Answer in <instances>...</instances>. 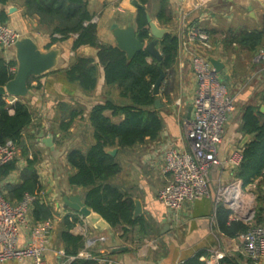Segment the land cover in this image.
I'll return each instance as SVG.
<instances>
[{
	"label": "trees",
	"instance_id": "16d2710c",
	"mask_svg": "<svg viewBox=\"0 0 264 264\" xmlns=\"http://www.w3.org/2000/svg\"><path fill=\"white\" fill-rule=\"evenodd\" d=\"M13 0H0V23L7 24L9 17L5 7ZM24 8V17L36 19L39 31L48 34L51 45L74 39L73 52L84 47L98 50L97 60L92 57L76 55L72 64L61 70L64 79L86 94L94 92L99 79V68L105 75V85L116 88L118 101L108 99L103 104L95 105L88 121L92 129L94 143L85 152L82 149H71L66 160L73 170L67 183L74 189H81L83 201L109 223L111 228H122L129 234L137 228L143 238L159 235V230L144 216L134 217L135 202L133 196L124 186L116 182L122 172L119 155L145 144L147 140H157L164 128L161 110L156 109L157 96L154 86L160 77L159 64L165 71H173L178 63L179 39L175 32L167 34L160 42L159 50L162 61L158 62L148 52L140 51L134 57L117 46L101 44L96 23H92L93 14L87 0H19ZM143 6H149L151 0H135ZM148 8L137 9V37L141 41H150L147 22ZM156 19L162 27L171 28L174 22L170 0H158ZM211 34V33H210ZM213 35V34H212ZM224 43L241 46L251 54H256L264 45V31L256 30L231 35ZM51 45L48 47L50 48ZM151 60V61H150ZM17 67L16 60L6 61L0 57V86H5L13 79L11 68ZM33 77L29 82L31 87ZM165 81V80H164ZM164 92V91H163ZM164 96L169 97L167 92ZM160 98V97H159ZM257 106H244L242 110L241 132L249 137L242 151V161L234 170L237 180L246 188L258 181L255 190V211L251 223L243 220H232V212L224 205L216 210L217 228L227 238L236 239L247 233L252 227H264V94L260 96ZM162 102V101H161ZM171 103V100L168 101ZM58 132L61 134L56 143L62 145L75 122L84 119L82 108L71 107L61 102L58 106ZM107 113H111L108 116ZM113 119H119V122ZM33 124V113L29 102L18 98L9 105L5 98L0 99V146L8 141L15 142L20 148V155L15 160L0 166V183L3 194L12 205L20 204L27 196L34 200L31 203L29 218L33 224L45 223L54 218L56 211L44 198L45 187L40 179L38 167L43 160L42 152L33 145L35 135L29 132ZM24 142V143H23ZM22 145V147H20ZM108 149H118V155L111 156ZM25 163L23 169L21 162ZM18 173V179L11 177ZM80 222L77 212H70L63 217L58 239L67 256H77L84 248L85 238L73 235L71 231ZM199 254L182 264H207ZM225 262H228L225 260ZM229 263V262H228ZM71 264H97L90 260H76Z\"/></svg>",
	"mask_w": 264,
	"mask_h": 264
},
{
	"label": "crops",
	"instance_id": "0c3cea01",
	"mask_svg": "<svg viewBox=\"0 0 264 264\" xmlns=\"http://www.w3.org/2000/svg\"><path fill=\"white\" fill-rule=\"evenodd\" d=\"M87 1L94 16L93 19L97 18L98 37L101 44L117 46L112 30L114 24L123 29L132 24L137 31L138 8L133 4L135 0ZM170 1L175 4L184 2V0ZM228 1L232 0H226V2ZM194 4V0H189L187 3L188 7L193 5V9ZM145 7L149 10L148 6ZM11 8L16 9L12 14L9 13ZM0 9H2L1 6ZM5 11L9 17L7 24L21 35L33 38L42 50L59 48L63 51L58 67L32 81L29 98L25 99L28 100L33 113V124L29 128V132L35 135L33 145L43 155L38 170L46 191L44 200L56 211L54 218L50 220L53 225L50 234L53 251L48 253L46 260L48 264H60L61 258L57 251L64 250V248L58 239L59 228L63 217L72 211L65 209L62 205L58 208L57 204L61 202L62 194H79L82 197L83 192L81 189L70 187L67 183L69 175L73 173L66 160L67 152L75 148L85 152L88 150L94 143L93 131L88 121L91 109L95 105L103 104L108 99L118 101L119 92L116 88L106 87L102 67L99 68L97 88L90 94L84 93L78 86L70 84L64 79L61 70L68 68L76 55L92 57L97 60L98 50L96 48L84 47L75 53L73 52L74 39L51 45L50 36L39 31L37 20L24 17V8L19 0H13L9 6L5 7ZM148 14L161 27L156 19V13L149 10ZM215 44L216 49L210 53V56L225 65L219 77L227 85L231 95L235 97L238 110V116L234 120L230 118V122L226 125L225 137L219 151L220 158L228 160L233 153L243 151L241 147L244 140L241 132L242 110L244 106L260 104V96L264 94V71L259 72L262 65H258L256 54L244 50L247 52L246 55L237 57L228 52V48L235 50L236 48L231 47H236V44L231 47L226 44L222 45V43ZM50 45L51 47L48 48ZM0 57L6 61L16 60L13 49L6 51L0 49ZM171 74L175 82L174 88L166 85L167 77ZM196 86L190 58L179 54L176 68L173 71H168L161 86L159 97L163 104V108L160 109L164 122L163 131L157 140H147L145 144L119 155L122 172L116 182L124 186L133 196L134 202L138 200L141 203L142 213L140 216H144L155 225L159 230V235L143 238L137 228L126 235L121 227L117 229L110 227L100 231L89 225L79 215L80 222L71 231L73 235H81L85 238L84 248L79 254L107 258L116 264H182L203 253L206 255L201 256V260L207 263L213 251V253L224 254L225 258L222 260V264H253L243 252L239 240L225 237L217 228L216 191L221 184L237 180L233 168L224 171L218 168L211 170V196L186 203L181 215V224L171 221L170 213L158 200L159 191L170 180V175L163 174L164 149L171 146L181 151L188 150L184 120L188 117L189 109L192 108ZM163 91L167 92L169 97H165ZM169 100L171 103L168 102ZM178 101L181 102L180 105L177 104ZM61 102L67 103L71 107L82 108L85 114L84 119L80 118L75 122L66 141L59 145L56 143L55 134L57 133V138L61 136L58 132V122H56L60 113L58 106ZM107 115L111 116V113H107ZM113 120L116 121V119ZM119 121L118 119L116 122ZM47 139L52 141L51 145L45 143ZM24 167L25 163L22 161L20 168ZM18 176V173H15L11 179L16 181ZM257 184L258 181L246 187L250 195L254 196L253 190L256 189ZM148 240H157V245L152 246V242ZM117 249L124 250L115 251ZM1 264L28 263L9 261Z\"/></svg>",
	"mask_w": 264,
	"mask_h": 264
},
{
	"label": "built area",
	"instance_id": "2783aa9c",
	"mask_svg": "<svg viewBox=\"0 0 264 264\" xmlns=\"http://www.w3.org/2000/svg\"><path fill=\"white\" fill-rule=\"evenodd\" d=\"M212 1L196 0L193 10L197 11ZM259 1L264 3V0ZM190 14L181 8L178 27L174 31L179 39V54L190 58L197 83L191 117L184 120L188 150L181 151L171 146L164 149L163 174L170 175V180L158 193V200L170 213L171 221L177 224L182 223L181 215L186 203L211 196L212 169L235 170L242 161L241 151L233 153L228 160L219 156L226 125L234 111L235 97L216 73L211 63L212 57L204 54L205 51L216 49L211 34L194 25L189 19ZM20 37L21 34L8 24L0 23V49H13ZM256 61L262 65L259 72H263L264 46L259 50ZM16 72L17 67L11 68L13 76ZM5 100L11 105L17 98L7 96ZM19 155L18 145L8 141L0 146V166L12 162ZM254 197L241 180H234L217 188L215 202L216 206L222 204L231 210L232 220L251 223L254 218ZM33 200L27 196L20 204L12 205L5 199L0 183V264L9 261L48 264L46 257L53 251L50 237L53 225L51 221L39 224L31 222L29 211ZM237 239L253 264H264V227H252ZM57 253L61 258L60 264H71L83 259L97 264H116L110 259L95 258L88 254L74 257L67 256L64 250ZM224 258V254L212 251L207 263L222 264Z\"/></svg>",
	"mask_w": 264,
	"mask_h": 264
},
{
	"label": "water",
	"instance_id": "95a60500",
	"mask_svg": "<svg viewBox=\"0 0 264 264\" xmlns=\"http://www.w3.org/2000/svg\"><path fill=\"white\" fill-rule=\"evenodd\" d=\"M136 8L145 9L146 7L137 1H133ZM15 8H11L9 13L15 12ZM251 11V9H250ZM253 15V13H252ZM147 22L149 28L150 41H141L137 37V31L131 24L128 28H119L117 24L112 26L113 34L117 43V47L124 51L128 58H132L136 53L140 51L148 52L158 62L162 61V54L159 50L160 42L165 38L167 34H170L172 30L168 28L160 27L148 14ZM13 50L15 51V58L17 62V72L12 80H10L5 86H0V99L7 96L28 99L30 95L29 82L35 77H42L51 71L55 70L60 62L62 50L59 48H51L49 50H42L38 43L31 37L21 35L18 42L15 44ZM211 63L214 66L216 73L221 74L225 68V65L217 59H211ZM160 77L158 78L154 86V95L157 96L155 106L156 109H162L163 104L159 98L161 93V86L165 80V71L159 64ZM261 112L264 113V106L261 107ZM192 108L189 109L188 119L191 117ZM249 141V137L246 136L242 142L241 147L244 148ZM24 143V142H23ZM47 145H51V140H45ZM22 147V145L20 146ZM118 149H108L107 153L111 156H116ZM63 206L65 209L77 212L81 215L89 225L95 227L100 231H104L111 226L106 222L103 217L95 213L82 199L79 194L75 195H61V202L57 204V207ZM135 212L134 217H139L142 213V206L138 200H135ZM124 249H117L115 251H121Z\"/></svg>",
	"mask_w": 264,
	"mask_h": 264
},
{
	"label": "rangeland",
	"instance_id": "374dc122",
	"mask_svg": "<svg viewBox=\"0 0 264 264\" xmlns=\"http://www.w3.org/2000/svg\"><path fill=\"white\" fill-rule=\"evenodd\" d=\"M188 1L189 0H184L181 4H175L170 1V8L174 17L173 25L171 28L161 27L168 28L174 32L176 30V26H178L179 12L181 8H183L186 12H191L189 19L192 23H194V25H198V27L202 30L211 33V41L214 46L216 45L215 43H222V45H224L225 43L223 40L231 35L237 36L244 32H253L256 30L264 31V3L259 0H232L228 2H226V0H213L208 5L197 11L193 10V5L192 7H188ZM194 1L196 3V0ZM157 6L158 0H152L148 7L151 12L156 13V11H158ZM93 20H95L97 24V18H94ZM263 46L260 49H262ZM231 48L236 49L229 50L230 48H228V52L230 54H235L237 57H243L246 55L245 53H247L239 45H236V47L232 46ZM258 52L255 55L256 57L258 56ZM210 53L211 51L204 52V54H209V56ZM258 65H261V63ZM167 81L166 85L174 88L175 82L172 74L167 77ZM237 111V103L235 102L234 111L230 115L231 119L234 120L235 117L238 116ZM117 120L118 119H116V121ZM255 190L256 189L253 190L254 194ZM253 211H255V202L253 204ZM148 241L152 242V246L154 247L157 245V240Z\"/></svg>",
	"mask_w": 264,
	"mask_h": 264
}]
</instances>
